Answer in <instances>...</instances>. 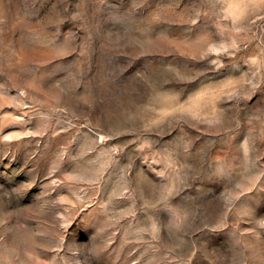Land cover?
<instances>
[{
  "label": "rangeland",
  "instance_id": "obj_1",
  "mask_svg": "<svg viewBox=\"0 0 264 264\" xmlns=\"http://www.w3.org/2000/svg\"><path fill=\"white\" fill-rule=\"evenodd\" d=\"M0 264H264V0H0Z\"/></svg>",
  "mask_w": 264,
  "mask_h": 264
}]
</instances>
